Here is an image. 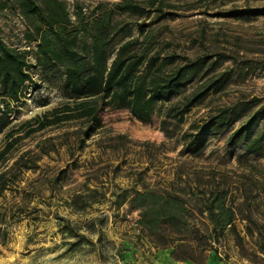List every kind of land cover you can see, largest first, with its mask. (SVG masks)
I'll list each match as a JSON object with an SVG mask.
<instances>
[{
  "label": "rangeland",
  "instance_id": "obj_1",
  "mask_svg": "<svg viewBox=\"0 0 264 264\" xmlns=\"http://www.w3.org/2000/svg\"><path fill=\"white\" fill-rule=\"evenodd\" d=\"M62 1L71 22L79 24L89 21L99 4L121 0ZM171 1L172 16L153 25L154 15L115 19L151 27L162 52L208 55L212 74L229 71L223 86L193 105L183 123L168 120L172 137L161 128L160 113L143 123L126 110L108 108L100 111L101 127L89 138L81 119L25 135L26 121L71 100L62 89L63 71L36 58V42L28 40L35 33L32 19L13 2L0 10V36L25 53L32 79L19 102L0 105V126L7 124L0 132V153L5 151L0 172L7 173L8 184L0 197V264H264V151L245 152L264 120L233 146L227 138L240 122L213 129L195 154L183 153L179 141L192 122L222 108L255 110L264 104V14L229 15L264 7V0ZM210 185L226 193L235 229L226 228L211 247L204 240L207 249L196 260L178 261L171 255L175 247L155 246V237L137 225L130 198L122 202L126 193L163 188L193 199ZM190 212V223L202 233L208 220Z\"/></svg>",
  "mask_w": 264,
  "mask_h": 264
},
{
  "label": "trees",
  "instance_id": "obj_2",
  "mask_svg": "<svg viewBox=\"0 0 264 264\" xmlns=\"http://www.w3.org/2000/svg\"><path fill=\"white\" fill-rule=\"evenodd\" d=\"M9 2L16 4L35 23V33L28 36V40L36 42V58L50 63V68L58 66L63 71L62 89L71 100L26 121L27 136L62 121L81 119L86 124L83 134L89 138L101 127L100 111L108 108L126 110L133 119L143 123L160 113L163 116L161 128L166 136L172 137L167 129L168 120L183 123L191 107L209 92L220 89L229 76V71L212 74L214 62H209L208 55L190 58L174 51L162 52L153 42L151 27L144 29V23L115 19L122 14L140 18L154 15L150 23L153 25L172 16L176 5L171 0H121L99 4L98 12L94 11L89 21L79 24L71 22L62 0H3L0 10ZM80 14L77 13V18ZM261 14L264 7L229 12L235 17ZM26 68L25 53L6 44L0 36V105L8 108V104L20 101L27 82H32ZM192 84L197 85L186 92ZM262 120L264 104L255 110L237 105L222 108L204 120L192 122L181 132L182 152H199L213 129L240 122L227 138V145L233 146L238 139L249 137ZM6 127L7 124H2L0 132ZM13 133L14 130H10L8 135ZM8 147L10 143L5 150ZM262 151L264 126L245 147L247 154ZM4 153L3 150L0 158ZM6 178L7 173L0 172V197L8 188ZM177 192L183 193L168 188L135 190L124 194L122 202L130 198L132 206L138 210L137 225L155 237V246L175 247L171 255L178 261L196 260L207 249L202 245L204 240L211 247L226 228L235 229V210L227 202L226 193L216 185H210L202 196L194 195L193 199H185ZM189 209L208 220L202 233L190 223ZM2 217L0 210V219Z\"/></svg>",
  "mask_w": 264,
  "mask_h": 264
}]
</instances>
